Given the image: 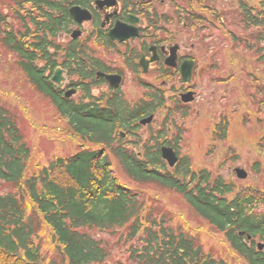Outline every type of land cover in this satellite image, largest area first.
<instances>
[{
  "label": "trees",
  "instance_id": "1",
  "mask_svg": "<svg viewBox=\"0 0 264 264\" xmlns=\"http://www.w3.org/2000/svg\"><path fill=\"white\" fill-rule=\"evenodd\" d=\"M94 1L0 0V49L28 86L68 120L73 135L97 147L81 148L28 175L30 149L16 112L0 103V264H105L110 251L93 232L118 230L132 243L127 249L132 264H227L206 253L189 227H174L172 214L161 209L158 199H149L147 205L146 186L152 185L179 195L201 223L222 234L237 257L247 264H264V250L255 248L257 242L264 243V192L245 189L232 194V185L210 173L192 172L184 161L169 170L158 145L155 150L141 145L138 152L126 148L119 132L130 130L153 107L130 110L119 98L105 109L84 104L83 98L74 103L51 83L57 62L73 77L87 74L89 49L75 43L61 48L56 40L74 25L69 8L91 9ZM250 8L243 2L239 8L245 39L233 30L226 36L235 48L244 44L261 54L264 65V21L258 23ZM114 167L135 187L119 181ZM44 226L50 230L52 256L41 253Z\"/></svg>",
  "mask_w": 264,
  "mask_h": 264
},
{
  "label": "rangeland",
  "instance_id": "2",
  "mask_svg": "<svg viewBox=\"0 0 264 264\" xmlns=\"http://www.w3.org/2000/svg\"><path fill=\"white\" fill-rule=\"evenodd\" d=\"M242 2L254 9L253 18L257 22L261 21L264 15V0H211L209 2L190 0V4H187L186 0H176V3L174 0L173 5L170 0H152L150 8H158L159 13L162 14L177 11L170 10L174 6L189 12V16L181 14L179 19L171 22H174L179 30L182 29L183 33L179 38H187L188 45L197 43L200 63L211 62L212 58L217 62V68L212 74L210 68L209 72L195 78V98L186 106L184 118L175 108L167 109L169 106L174 107L176 94L171 93L172 91L165 92L167 107L156 110L153 113L152 123L136 131L141 143L135 149L140 151V146L145 143L152 146L157 138L161 141L173 139L174 142V139L179 137L180 141L176 146L181 158L196 172L210 173L232 185L234 188L232 194L245 189L264 192V65L260 62L261 54L257 55L248 51L244 44L235 48L226 36L227 30L242 33L243 40L248 34L238 23ZM187 8L188 10H185ZM192 14L196 18V21L192 22L194 25L190 23ZM218 17L222 20H218ZM182 23L186 26L182 27ZM92 25V22H85L81 26L71 27L67 34H61L58 37L56 44L65 48L71 42V32L78 29L83 34L76 40L80 43L85 33H90ZM255 30L259 29L255 28ZM259 32L262 31L259 30ZM194 35L199 38V41H192ZM260 47L263 48V44ZM88 48L91 55L110 65H119L118 57L113 50H101L93 41L88 44ZM229 75H232L231 79ZM63 79L65 85L77 81L75 77L69 78L66 74L63 75ZM140 79L143 80V78ZM144 80L152 83L155 78L147 77ZM138 85L135 79L127 74L121 93L131 107L145 102L148 95L147 91ZM101 92L100 89L94 88L91 94L97 98L100 97ZM83 94L79 89L72 97V101L77 103ZM0 103L16 112L18 125L30 149L26 166L28 175L44 167L47 168L58 159L65 160L75 155L81 148H97L73 135L68 120L61 118L48 101L39 97L28 86L22 74L12 65L10 56L1 49ZM224 124L226 128L223 130ZM218 126L221 131L217 129ZM151 134L153 139H150ZM128 139L131 140V137L127 136L125 141L128 142ZM133 139V141L137 140L136 137ZM114 168L120 178L119 181L135 187L127 181L128 179L126 180L118 168ZM235 169L244 170L247 177L244 180L237 179ZM146 187L147 205H150L151 199H158L161 209L172 214L173 219L170 218L172 225L174 227L181 225L183 231L190 229L191 234L196 235L195 240L199 239L198 243L202 245L206 253L216 260H224L227 264H247L245 260L231 252L222 234L214 232L208 225L201 223L198 216L190 210L179 195L154 185ZM49 235L50 230L44 226L39 238L42 242V253L52 256L54 249L53 244H50ZM93 235L100 239L110 251V257L105 264H132L127 260V249L132 243L125 242L124 231L118 230L115 233L94 231ZM121 235L123 238L120 237Z\"/></svg>",
  "mask_w": 264,
  "mask_h": 264
},
{
  "label": "flooded vegetation",
  "instance_id": "3",
  "mask_svg": "<svg viewBox=\"0 0 264 264\" xmlns=\"http://www.w3.org/2000/svg\"><path fill=\"white\" fill-rule=\"evenodd\" d=\"M135 1L116 0V6L113 8L94 9L93 4L91 9L86 8L92 15L91 22L93 25L90 33H85L84 38L81 39L80 44L83 45L81 48L86 49L88 44L93 41L101 50H113L118 57L119 65H110L86 50V58L89 62H84V68L87 74L82 77L74 76L77 81L75 83L69 82L66 85L63 79L60 88L61 94L69 90H76L77 92L81 89L84 93L85 103H95L98 108L104 109L108 107L110 101L119 98L128 108L129 104L124 100L121 88L124 86L127 74H130L139 84L138 86L147 91L146 106H161L162 103L166 102L165 92L172 91L171 93L176 94H174L176 102L172 108L180 113H185L188 104L182 103L180 97L186 93H192L195 98V78L209 72L211 65L217 68V63L212 59L211 62L200 63L197 43L188 45L187 38H179L183 31L182 29L179 30L176 24L171 21L179 19L181 14L189 16V12L174 6L170 10L177 11L162 14L159 13L158 8H150L152 0ZM193 18L191 19L192 22L195 21ZM192 22L191 24L194 25ZM116 24L128 26L131 32L135 30L137 35L124 41L111 40L108 36L109 31ZM167 25L169 27H166ZM184 26L186 24L182 23V27ZM192 41H199V38L194 35ZM62 69L67 77L73 78L68 69L65 67ZM214 70H211V74ZM100 74L118 76L120 84L113 85L110 80L99 76ZM183 76H189L190 82H181ZM147 77H154L155 81L152 83L145 81L144 78ZM94 88L102 91L100 97H93L91 91ZM86 93H89L90 98ZM91 98L95 101H92ZM135 108L136 106H130V110Z\"/></svg>",
  "mask_w": 264,
  "mask_h": 264
},
{
  "label": "water",
  "instance_id": "4",
  "mask_svg": "<svg viewBox=\"0 0 264 264\" xmlns=\"http://www.w3.org/2000/svg\"><path fill=\"white\" fill-rule=\"evenodd\" d=\"M95 5L101 9L103 7H111L116 5L115 0H103V1H96ZM69 15L72 18V20L78 24L81 25L84 22H89L91 21V14L86 10V9H82L79 6H73L69 9ZM81 35V32L79 30L73 31L71 34V38L72 39H77L79 36ZM137 33L134 30L133 32H131L130 28L126 25L123 24H116V26L114 27V29H112L109 32V37L112 40H118V41H123L125 39L130 38L131 36H136ZM61 70H56L54 73V76L52 78V82L60 85V81L62 80L61 78ZM107 79H109L113 84L116 85L118 83L119 78L116 76H108L106 77ZM189 79L188 76H184L182 81L185 82ZM74 93V91H70L68 93L65 94L66 97H70L72 94ZM184 102H188L190 101V99L184 97L183 98ZM152 121V117H149L146 120L141 121L142 125L148 124ZM161 156L164 160H166L169 164L170 167H173L174 164L177 161V158L175 156V153L173 152L172 149L170 148H162L161 149ZM235 174L237 176L238 179H245L247 177V174L244 170H240V169H236L235 170ZM259 249H261V247H259Z\"/></svg>",
  "mask_w": 264,
  "mask_h": 264
}]
</instances>
